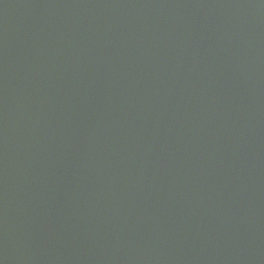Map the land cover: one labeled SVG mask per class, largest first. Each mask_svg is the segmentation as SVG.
<instances>
[{"label": "water", "instance_id": "water-1", "mask_svg": "<svg viewBox=\"0 0 264 264\" xmlns=\"http://www.w3.org/2000/svg\"><path fill=\"white\" fill-rule=\"evenodd\" d=\"M0 264H264V0H0Z\"/></svg>", "mask_w": 264, "mask_h": 264}]
</instances>
